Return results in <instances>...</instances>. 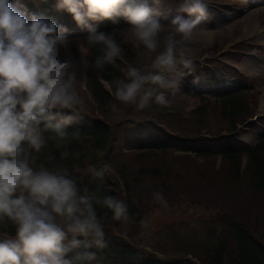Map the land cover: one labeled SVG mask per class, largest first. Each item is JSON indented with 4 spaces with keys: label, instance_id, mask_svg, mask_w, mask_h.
<instances>
[{
    "label": "clouds",
    "instance_id": "clouds-1",
    "mask_svg": "<svg viewBox=\"0 0 264 264\" xmlns=\"http://www.w3.org/2000/svg\"><path fill=\"white\" fill-rule=\"evenodd\" d=\"M160 0H58L57 9L72 14L80 27L89 28V46H102V55L94 61L103 69L115 64L121 46L105 32L91 28L89 21L120 19L131 27L130 42L146 55L155 53L144 69L121 68L124 79L112 82V95L120 105L144 110L152 103L166 106L169 93L179 91L180 68L191 70V43L201 25L210 18V0H182L177 15L168 26L158 19ZM170 28L171 31H165ZM67 29L55 21L29 15L10 0H0V264H88L95 253L104 249L105 221L97 208L107 209L114 221H128L127 204L116 197H100L77 181L66 167L36 166V154L48 140L56 148L66 145L68 127L82 119L85 100L80 63L72 58H58L60 48L69 45ZM163 34V36H162ZM162 49L161 51H158ZM63 110H69L67 113ZM113 112L120 111L111 104ZM51 132L53 135L45 136ZM73 135H78L73 133ZM67 150L61 160L68 158ZM77 158L79 153L76 154ZM55 158L48 157L49 161ZM89 166L93 179L103 180L108 170ZM155 202L166 205L160 192ZM11 224L15 235L6 229ZM149 221L142 219L141 228ZM68 237L71 240L67 241ZM82 237V239H77Z\"/></svg>",
    "mask_w": 264,
    "mask_h": 264
},
{
    "label": "trees",
    "instance_id": "trees-1",
    "mask_svg": "<svg viewBox=\"0 0 264 264\" xmlns=\"http://www.w3.org/2000/svg\"><path fill=\"white\" fill-rule=\"evenodd\" d=\"M166 1L160 0L157 7L158 12L167 11ZM18 2L29 15L35 14L51 19L58 26L66 28V35L71 38H77L80 35L82 39L86 40L89 35V28L78 26L71 13L57 9L58 0H18ZM10 3L15 5L17 0H10ZM168 12L170 11L161 13L158 17L159 21L171 19ZM89 24L97 32L112 35L120 44L121 49L120 36L129 33L128 29L131 27L123 19H120L116 24L108 20L89 21ZM101 47L100 45H87V92L80 93L85 100V110L81 114L82 119L68 127L69 138L64 147L58 149L55 147V141H47L41 153L36 154V166L45 164L49 168L54 165L66 167L69 174L76 179L79 188L87 187L100 197L110 196L123 200L128 207L129 219L132 218L135 221L137 214L143 211L139 205L146 203V200L138 191H132L131 188L137 190V186H156L155 181L165 179L166 173L172 171V167L165 158L155 165L140 163L131 167L123 158L126 149L138 150L137 157L140 160L155 157L158 153H164L167 150L192 152L194 157H209L219 154L220 158L226 162V171L234 179L240 173L239 159L245 155L248 163L247 170L250 172L248 187L250 185L253 190L259 193L264 191V130L260 131L259 140L254 145L244 144L236 137L238 124H244L245 121L246 125L250 124L247 120L252 115V111L244 97L246 89H251L250 86L246 87L243 82L239 84V82L233 81V84H223L221 88L211 93L206 84L200 85L201 89L208 90L206 94L200 96L202 101L209 100L211 97L218 100L219 117L226 123L223 130H215L211 127L206 113V104L199 105L194 111H190L189 118L181 116L180 112L169 110L165 106L155 103L144 110H137L132 105H120L112 95L114 91L112 82L116 79H124L121 68H126L125 60L118 58L115 64H106L103 69L95 67V59L102 55ZM72 52L76 57V49ZM62 57L58 53V58L62 59ZM147 57L149 58L147 65H150L155 53L147 55ZM127 59L130 60L129 57ZM132 66H137L140 69L145 68L138 65ZM223 66L226 71H231V73L226 75L225 70L215 67L210 79L220 81L222 77L238 78L233 73L235 72L234 68L228 65ZM187 75L184 73L180 77L179 91L175 94L169 93L168 96L179 93L190 96L197 95L199 91H193L190 88ZM102 80L109 86V89L105 87ZM91 102L96 106L97 113H94ZM113 103L118 104L120 111L113 112L111 110ZM63 111L67 113L69 110ZM77 132L78 135H73ZM51 135H53L51 132L45 133L46 137ZM65 150L69 152V156L61 160V153ZM77 153H79L78 158ZM49 156L55 159L49 161ZM105 164L109 167L104 179H93L91 173L88 172L89 166L101 168ZM186 170L189 172L192 170L190 162H188ZM116 174L119 175L122 185H118L115 181L118 179ZM232 191L230 183L227 186L221 184L217 188L216 194L226 196ZM219 196L216 197L217 200H219ZM244 200L248 205L242 209V214L252 205L251 199ZM214 201V195L208 196L205 205L221 213L231 239L221 236L208 248L203 249L204 254L211 262L210 264H226L225 256L229 243L234 245L235 255L227 264H264V234L258 233L259 225L257 224L258 229L254 231L247 223H242L238 217L233 216V212L226 213L223 209L216 207L215 203L217 202ZM97 211L100 216H104L107 212L104 225L106 226L105 242L107 246L104 249H89L90 252L95 253L96 258L88 264H196L186 258H176L164 262L157 259L154 254L135 249L126 238L112 235L108 231L109 225L119 222L111 219L112 213L99 207ZM253 217L254 214H244V218L249 219L252 224L257 222ZM3 230H6L9 235H15V227L11 224H8ZM77 239H82V237H77ZM70 240L71 237H68L66 243Z\"/></svg>",
    "mask_w": 264,
    "mask_h": 264
},
{
    "label": "rangeland",
    "instance_id": "rangeland-1",
    "mask_svg": "<svg viewBox=\"0 0 264 264\" xmlns=\"http://www.w3.org/2000/svg\"><path fill=\"white\" fill-rule=\"evenodd\" d=\"M210 0V26L207 22L199 26L200 30L191 43V58L193 67L191 71L180 68V72L188 73L192 87L199 83H207L211 91H216L223 84H233V81L245 83L244 97L250 105V109L256 116H251V122L245 126L241 138L253 145L260 137V131L264 130V0ZM171 21L162 24L168 26ZM171 31L170 28L165 30ZM163 36V34H162ZM69 45L60 48L61 60L72 58L75 62L86 60L88 48L80 35L77 38H68ZM122 45L120 57L124 59L126 67L138 65L146 67L149 58L142 49H134L130 42V33L120 36ZM77 50V56L71 55V50ZM129 57L130 60L127 59ZM224 63L236 67L237 77H225L220 81H211L210 74L214 67L224 69ZM137 67V66H132ZM138 68V67H137ZM86 67L80 63L78 76L82 75L84 87L81 92H86ZM226 71L225 74H230ZM221 82V83H220ZM220 83L221 85H219ZM207 90L201 91L193 98L179 93L169 95L170 103L165 107L177 110L181 116L189 118L190 111H194L198 105L206 104V113L210 118L211 126L215 130H223L226 126L224 120L219 117L220 106L218 100L211 97L202 101L199 96ZM211 92V93H212ZM92 103V102H91ZM93 104L94 113H97ZM136 149L124 150L123 158L131 166L140 163L155 165L162 158L171 163L172 171L166 173L165 179L155 181L156 186H137V190L146 203L139 205L143 211L137 214L136 221H119L109 225L108 231L115 236H126L135 249H141L155 256L170 259L186 258L197 264H210V260L204 254L203 249L212 245L219 237L231 239L230 232L226 229L225 220L221 213L214 208L206 207L207 197L215 196L216 207L224 212H233L242 223H247L251 229L264 234V191L257 192L249 185L247 157L242 155L239 159L240 173L234 179L226 171V162L219 154L209 157H193L192 154H184L174 150L158 153L155 157L140 160ZM188 162L192 170L187 171ZM115 180L122 185L119 175ZM230 183L233 191L226 196L216 194L221 184L227 186ZM160 192L166 205L157 203L153 199V193ZM219 196V200H217ZM251 199V206L245 213L242 209L248 205L244 199ZM209 201V200H208ZM254 214L251 223L244 218V214ZM240 217V218H239ZM147 219V228H141L140 221ZM251 219V217H250ZM250 223V224H249ZM256 227H253L255 226ZM106 228V226H104ZM225 256V262L235 255L234 245L229 243ZM186 262V261H185Z\"/></svg>",
    "mask_w": 264,
    "mask_h": 264
}]
</instances>
